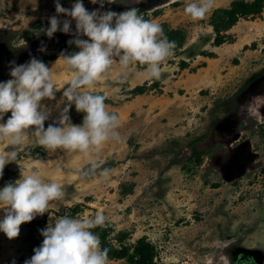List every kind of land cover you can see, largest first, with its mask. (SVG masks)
<instances>
[{
    "label": "rangeland",
    "instance_id": "obj_1",
    "mask_svg": "<svg viewBox=\"0 0 264 264\" xmlns=\"http://www.w3.org/2000/svg\"><path fill=\"white\" fill-rule=\"evenodd\" d=\"M232 1L214 0L203 19L193 20L184 11L191 0H105L103 7L83 0L89 11L136 8L175 41L174 55L163 63L159 80L147 78L138 64L121 79L114 63L92 89L118 114L119 142L88 154L49 152L35 143L30 126L16 147L17 161L4 168L0 188L36 171L61 183L65 195L50 203L44 226L22 223L11 239L0 232V264H24L42 244L40 230L70 216L75 206L80 210L74 218L104 213L111 246L132 252L136 240L146 238L157 264H264V109L246 107L251 97L264 94V0H241L256 5L246 14L239 8L231 24L218 10ZM74 2L60 0L67 9ZM52 16L71 20L72 32L47 37ZM74 33L75 21L56 13L55 0H0V82L11 78L13 66L35 57L51 67L58 88L67 87L70 74L58 57L79 50L68 43ZM140 85L144 91L133 93ZM62 94L63 88L55 99L41 101L50 110L45 127L58 120ZM68 114L71 123H82L74 105ZM7 150L0 141V152ZM92 161L94 174L83 177ZM108 264L136 262L109 258Z\"/></svg>",
    "mask_w": 264,
    "mask_h": 264
},
{
    "label": "clouds",
    "instance_id": "obj_2",
    "mask_svg": "<svg viewBox=\"0 0 264 264\" xmlns=\"http://www.w3.org/2000/svg\"><path fill=\"white\" fill-rule=\"evenodd\" d=\"M91 2L103 7L105 0ZM213 3L214 0H191L184 11L191 19L201 20L212 10ZM55 11L75 21L74 38L68 43L79 50L62 52L58 57L70 78L67 87L58 88L51 67L33 57L27 63L13 66L11 78L0 82V120L5 113H11L6 122L0 123V141L10 146V150L0 152V177L7 164L17 161L16 147L25 142L30 126L34 129L31 132L36 137L35 143L49 152L61 149L88 154L90 150L99 151L107 142H119L118 114L108 111L106 97L92 89L114 63L119 65L121 79L127 77L130 66L138 64L145 67L147 78L159 80L163 63L174 55L175 41L169 40L159 23L145 19L136 8L119 14L110 10L89 11L83 0H75L71 9H67L60 0H55ZM70 24L69 19L52 16L45 35L51 38L57 31L71 33ZM61 88L64 107L58 120L45 127L50 110L41 101L55 99ZM73 105L77 112L83 113L81 124L71 123L68 113ZM246 107L261 113L264 94L251 97ZM96 167L95 161L90 162L81 175L94 174ZM109 172L104 168L101 174L107 177ZM64 195L61 183L47 181L36 171L21 173L20 179L0 188V209L4 210L0 232L10 239L17 237L22 223L48 212L50 203L63 199ZM104 226L103 212L86 218L60 216L54 224L40 230L42 244L24 264H108V249L101 246L99 236L92 231Z\"/></svg>",
    "mask_w": 264,
    "mask_h": 264
},
{
    "label": "trees",
    "instance_id": "obj_3",
    "mask_svg": "<svg viewBox=\"0 0 264 264\" xmlns=\"http://www.w3.org/2000/svg\"><path fill=\"white\" fill-rule=\"evenodd\" d=\"M256 5L253 3H246L241 0L232 1L230 3V7L228 9H220L218 11L224 13L227 18L232 22L236 20L239 8H243L240 12L241 13H250V10ZM248 9V12H246ZM217 11L213 13V15H216ZM217 25L214 24V27ZM218 36V35H217ZM215 38L216 45L219 43L218 37ZM142 66V65H141ZM145 87L143 85L137 86L133 88V93H142L144 91ZM80 210L79 206H75L72 208L71 215L73 216L76 212ZM33 226H44L46 223V217L44 215L37 216L35 219L31 221ZM93 232H95L101 241V246L108 249V256L109 258H127L130 261L136 262V264H157V262L154 260L155 256V248L146 238L141 237L136 240L135 244L132 247V252L130 251L129 247L126 246H120V247H114L111 246L108 243V236L111 232V229L109 227H97L95 229H92ZM131 252V253H130Z\"/></svg>",
    "mask_w": 264,
    "mask_h": 264
},
{
    "label": "bare ground",
    "instance_id": "obj_4",
    "mask_svg": "<svg viewBox=\"0 0 264 264\" xmlns=\"http://www.w3.org/2000/svg\"><path fill=\"white\" fill-rule=\"evenodd\" d=\"M264 111V110H263Z\"/></svg>",
    "mask_w": 264,
    "mask_h": 264
}]
</instances>
